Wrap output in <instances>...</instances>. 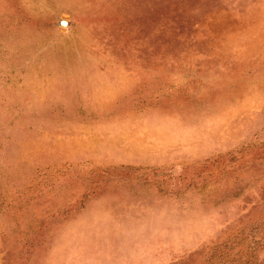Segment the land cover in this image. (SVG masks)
Wrapping results in <instances>:
<instances>
[{"label": "rangeland", "instance_id": "1", "mask_svg": "<svg viewBox=\"0 0 264 264\" xmlns=\"http://www.w3.org/2000/svg\"><path fill=\"white\" fill-rule=\"evenodd\" d=\"M0 264H264V0H0Z\"/></svg>", "mask_w": 264, "mask_h": 264}, {"label": "crops", "instance_id": "2", "mask_svg": "<svg viewBox=\"0 0 264 264\" xmlns=\"http://www.w3.org/2000/svg\"><path fill=\"white\" fill-rule=\"evenodd\" d=\"M147 204L145 203V205H144V207H142L140 210H139V212H140V215H142V216H147L148 214H149V208L146 206ZM119 212V211H118ZM138 212H136V214H137ZM130 218L131 217V213H130V211L129 212H127V213H125V218ZM124 227H126V226H124Z\"/></svg>", "mask_w": 264, "mask_h": 264}]
</instances>
